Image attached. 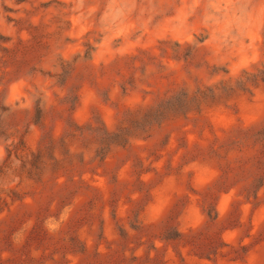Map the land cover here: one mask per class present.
Segmentation results:
<instances>
[{
    "label": "rangeland",
    "instance_id": "rangeland-1",
    "mask_svg": "<svg viewBox=\"0 0 264 264\" xmlns=\"http://www.w3.org/2000/svg\"><path fill=\"white\" fill-rule=\"evenodd\" d=\"M0 166V264H264V0H0Z\"/></svg>",
    "mask_w": 264,
    "mask_h": 264
},
{
    "label": "trees",
    "instance_id": "trees-1",
    "mask_svg": "<svg viewBox=\"0 0 264 264\" xmlns=\"http://www.w3.org/2000/svg\"><path fill=\"white\" fill-rule=\"evenodd\" d=\"M11 151H12V150H11ZM11 151L8 152V156L11 155ZM38 153H39V154H37L36 156H34L35 159L39 158V156H40V154H41V150L38 151ZM32 157H33V156H32ZM53 159H54V161H55V164L58 165V164H59L58 160L55 159V158H53ZM30 169H31L30 167H27V162L24 161V163L21 165V171H22V172H25V173H28V172L30 171ZM2 174H4V172H3V166H0V176H1ZM1 212H2V210H0V213H1Z\"/></svg>",
    "mask_w": 264,
    "mask_h": 264
}]
</instances>
